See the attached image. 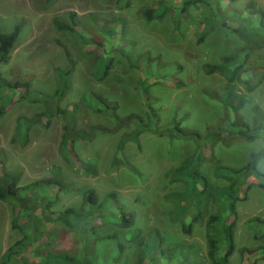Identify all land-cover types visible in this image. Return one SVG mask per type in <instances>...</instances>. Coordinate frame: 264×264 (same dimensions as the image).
I'll use <instances>...</instances> for the list:
<instances>
[{
    "label": "rangeland",
    "instance_id": "rangeland-1",
    "mask_svg": "<svg viewBox=\"0 0 264 264\" xmlns=\"http://www.w3.org/2000/svg\"><path fill=\"white\" fill-rule=\"evenodd\" d=\"M115 1L0 0V30L12 33L20 27L12 58L0 65V75L10 82L29 85L31 89L26 101L11 105L5 96L15 95L18 100L20 95L25 96L21 91L25 87L18 91L0 88V110L2 106L7 110L0 116V158L5 159L7 169L22 171L19 186L43 178L61 180L64 190L59 193L54 210L81 207L82 193L87 189L95 190L99 200L115 191L126 208L135 212L138 229L158 228L173 238L196 243L199 252H205V219L190 237L183 236L179 225L169 221V212L176 203L170 194L184 193L188 188L182 181L187 178L185 175L177 177L179 181L176 182H171L170 177L171 173L205 175L212 195L204 209V217L210 212L221 211L225 216L227 201L225 198L218 200L215 191L226 187L229 181L215 176V166L238 168L251 152L263 148L261 140L248 142L245 137L233 133L238 131L237 127L232 133L228 132L232 127L231 116L220 101L225 94V80L218 74L207 75L204 70L205 64H217L223 55L239 48L241 37L231 30L239 23L223 13L224 5L217 0H208L210 7H190L181 15L172 6L163 20L150 24H145L138 12L142 7H156L160 0H131L129 8L122 10L116 7ZM248 2H254L264 11V0H234L225 8L243 11ZM72 11L82 29H87L90 14L104 18L108 27L114 24V17L121 14L126 19L122 25L123 36L113 35L114 48L106 53H88L92 46L81 47L75 38L77 34L73 37L56 32L52 25L54 17L65 18V14ZM211 13L217 15V22L226 21L227 25L217 24L215 30L198 43L203 22ZM175 19L179 23L177 30ZM258 22V18H252L253 25ZM82 34L87 37L85 30ZM116 40L122 44L120 50L116 49ZM68 56L75 67L72 77H67L71 83L67 96L61 100L34 95L33 90L52 94L60 85L59 81L63 83V76L57 70L68 69ZM96 56L101 57L97 62ZM259 57L264 58L263 48L253 54L252 60L259 62ZM108 62L110 67L103 77L104 65ZM140 76L142 82L138 83ZM88 91L99 93L109 103L116 104L121 118L135 114L142 119V124L134 121L116 132H95L89 140L75 142L77 154L97 165L98 175L94 178L78 173L60 157L58 144L64 121L55 112L57 107L68 109L76 103L78 109L73 116L76 130L85 133L95 127L114 130L117 124L106 113L96 112L100 107L94 101L82 103L81 96ZM230 96L235 105L239 104L241 120L252 126L251 108L258 105L264 111V83L252 93L245 91L244 84H236ZM32 98L48 104L49 114L43 102H27ZM153 114L159 118L157 126L162 127V132H158L161 136L144 132L145 128L153 127ZM19 116L31 121L29 141L25 146L20 141L12 142ZM209 129L212 131L208 134ZM214 134L221 135L219 140L213 139ZM123 136H128V140L120 149L118 144ZM55 167L60 173H52ZM257 170L264 173V157L257 164ZM249 180L253 186L247 199L236 203V251L230 264H246L254 259V264H264V250L255 257H247L246 263L240 261L241 249L256 250L264 244V225L254 219L264 220V191L254 175ZM185 201L190 202L189 199ZM11 219L9 205L0 201V260L6 250L22 238L23 232L12 229ZM20 220L19 216L16 222L20 224ZM70 244V241L65 243L64 248ZM32 248L33 245L22 249L5 264H23L21 256H30Z\"/></svg>",
    "mask_w": 264,
    "mask_h": 264
},
{
    "label": "trees",
    "instance_id": "trees-1",
    "mask_svg": "<svg viewBox=\"0 0 264 264\" xmlns=\"http://www.w3.org/2000/svg\"><path fill=\"white\" fill-rule=\"evenodd\" d=\"M233 1L217 0L219 4L224 5L223 13L229 16L233 22L239 23V26L233 27L231 30L240 35L242 43L233 53L223 55L219 63L205 64L204 70L207 75L218 74L225 80L223 90L225 94L220 101L231 116L232 127H229L228 132L232 133L231 130L237 127L238 131L233 133L245 137L248 142L259 139L263 142V148L251 152L246 162L238 168L223 167L220 164L215 166V176L229 181L226 187L215 191L216 196L219 197L218 200L225 198L227 201V214L225 216L221 215V211L215 214L210 212L204 217V209H206L209 196L212 195L209 194L212 190L211 184L205 175L201 173H171V182L179 181L177 177L185 175L187 178H183L182 181L188 188L184 193L170 194V198L175 199L176 203L174 209L169 212V221L179 225L183 236L190 237L194 228L201 225L205 219V252L200 253V248L196 243L173 238L158 228L138 229L135 212L126 208L115 191L107 193L102 200H99L95 190L87 189L82 193L81 207L71 206L54 210L53 207L59 200V193L64 190V184L61 180L54 177L43 178L19 186L22 171L7 169L5 159L0 158V201L10 207L12 229L23 232L22 238L15 241L2 255L0 264H5L10 257L19 254L22 249L27 250L32 245L31 255L21 256L24 261L23 264H230V258L236 251L235 228L238 220L236 203L247 199V193L253 186L249 180L251 175L260 181L258 186L264 191V173L257 170V164L264 157V111L258 105L251 108L253 125L250 126L241 120L239 104L235 105L230 96L234 92L236 84H244L245 91L252 93L264 83V58L259 57V62L252 60L253 54L258 49L263 48L264 51V11L257 8L254 2H248L243 11L225 8ZM115 4L119 10H122L129 8L131 0H116ZM197 5L211 6L208 0H160L156 7H142L138 16L145 24H150L163 20L168 9L172 6L176 8L178 15H181L190 7ZM90 15L87 29L81 28V22L77 20L78 17L73 11L66 13L65 18L54 17L52 25L56 32L67 33L70 36L77 34V37H73L80 42L81 47L92 46L88 53L98 52L100 55L101 51L106 53L109 48H114V43L111 42L113 35L123 36L122 25L126 19L121 14L116 15L114 24L108 27L104 18L94 14ZM216 17V14L211 13L204 20L200 37L197 40L198 43L203 42L206 35L215 30L217 24L227 25L226 21L217 22ZM253 17L258 18L259 22L256 26L252 24ZM178 27V20L175 19L174 28L177 30ZM19 29L20 27L17 26L12 33H4L0 30V65L7 64L12 58L11 54L18 38ZM84 30L87 37L82 34ZM115 45L118 46L116 49H121L120 41L116 40ZM98 58L101 57L96 56L94 58L96 62L99 60ZM67 60L70 62L68 69L62 70V72L59 71L60 69L57 70L63 76V83L59 81V84L62 85H58L52 94L33 90L34 95L61 100L67 96L71 87L67 77H72V71L75 67V62L69 56ZM104 66L103 77L109 70L110 62ZM134 68L136 67L134 66ZM137 81L138 83L142 82V77L140 76ZM1 87L16 91L25 87L21 89L25 96L20 95L18 100H16L15 95H4L11 105L16 101H26V96L31 93L29 85L10 82L0 75ZM146 99L149 101L147 96ZM88 100L94 101L100 107L95 109L96 112H104L112 118L117 124L116 128L107 130L103 127H95L89 133L78 131L75 129L73 120L78 105L72 103L68 109L57 107L55 112L64 121L58 153L63 161L78 173L94 178L98 175L97 165L83 160L77 154L74 147L75 142L77 140H89L95 132H116L128 124L134 123V121L142 124V119L135 114L121 118L117 112V105L109 103L99 93L88 91L81 96L82 103L88 104ZM27 102L43 101L32 98ZM44 105H46L48 113L50 111L48 104L44 103ZM2 108L0 116H3L7 111L5 107L2 106ZM153 119L155 120H153V127L145 128L144 132L148 131L154 135H160L162 127L157 126L159 118L155 116ZM30 122L22 116L17 118L13 143L20 141L22 146L27 144ZM44 125L47 126L48 122ZM211 131L209 129L208 134ZM180 132L183 131L180 130ZM213 136V139L216 140L221 137L220 134ZM127 140L128 136L122 137L118 144L120 149ZM136 144L139 145V143ZM52 170V173H60L58 167ZM236 176L240 179H237ZM37 195L41 197L35 199ZM186 199L190 200L189 204L185 201ZM35 200L36 202H34ZM24 212L29 214L25 216ZM19 216L20 224L16 222ZM254 219L264 225V220ZM69 241L71 244L64 248L65 243ZM261 250H264V244L256 250L241 249L239 251L241 263H246L247 257H255ZM255 262L256 259L246 264H254Z\"/></svg>",
    "mask_w": 264,
    "mask_h": 264
},
{
    "label": "crops",
    "instance_id": "crops-1",
    "mask_svg": "<svg viewBox=\"0 0 264 264\" xmlns=\"http://www.w3.org/2000/svg\"><path fill=\"white\" fill-rule=\"evenodd\" d=\"M82 156V155H81Z\"/></svg>",
    "mask_w": 264,
    "mask_h": 264
}]
</instances>
